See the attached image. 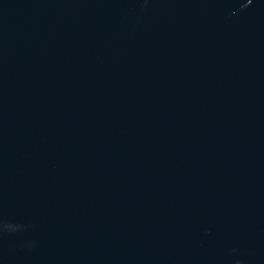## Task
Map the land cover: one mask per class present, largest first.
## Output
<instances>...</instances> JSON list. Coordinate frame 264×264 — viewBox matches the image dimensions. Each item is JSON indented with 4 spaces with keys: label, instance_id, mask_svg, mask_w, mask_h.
Here are the masks:
<instances>
[{
    "label": "water",
    "instance_id": "obj_1",
    "mask_svg": "<svg viewBox=\"0 0 264 264\" xmlns=\"http://www.w3.org/2000/svg\"><path fill=\"white\" fill-rule=\"evenodd\" d=\"M0 264H264V0H0Z\"/></svg>",
    "mask_w": 264,
    "mask_h": 264
}]
</instances>
